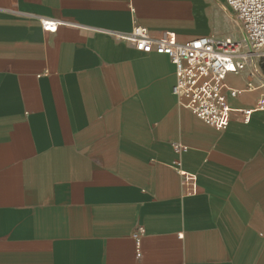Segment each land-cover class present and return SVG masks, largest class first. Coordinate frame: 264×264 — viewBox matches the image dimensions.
Returning a JSON list of instances; mask_svg holds the SVG:
<instances>
[{
    "label": "crops",
    "instance_id": "0c3cea01",
    "mask_svg": "<svg viewBox=\"0 0 264 264\" xmlns=\"http://www.w3.org/2000/svg\"><path fill=\"white\" fill-rule=\"evenodd\" d=\"M233 17L224 0H0V264H264V110L242 113L263 69L227 75L255 88L216 130L166 55L108 33L237 39Z\"/></svg>",
    "mask_w": 264,
    "mask_h": 264
},
{
    "label": "built area",
    "instance_id": "2783aa9c",
    "mask_svg": "<svg viewBox=\"0 0 264 264\" xmlns=\"http://www.w3.org/2000/svg\"><path fill=\"white\" fill-rule=\"evenodd\" d=\"M233 13V22L240 28L241 39L202 35L188 40H178L172 32L157 34L144 26L135 24L129 32L109 31L116 40L125 41L144 53L155 52L166 55L174 68L175 82L172 92L181 106L190 110L216 130L226 129L231 108L229 97L254 89L248 82L244 88L228 84V74H238L246 67L253 72L264 64V0H224ZM43 30L54 32L59 20L39 18ZM254 110H264V93L256 100L254 108L242 110L243 122L247 123ZM177 152L186 147L173 143ZM173 167L181 179L187 194L197 191L196 176L185 171L180 162ZM144 228L138 226L132 232L136 256H141V237Z\"/></svg>",
    "mask_w": 264,
    "mask_h": 264
},
{
    "label": "rangeland",
    "instance_id": "374dc122",
    "mask_svg": "<svg viewBox=\"0 0 264 264\" xmlns=\"http://www.w3.org/2000/svg\"><path fill=\"white\" fill-rule=\"evenodd\" d=\"M241 31H239V35H238V38H237V40H239V39H241ZM264 64H261V68L263 69V71H264V66H263Z\"/></svg>",
    "mask_w": 264,
    "mask_h": 264
}]
</instances>
